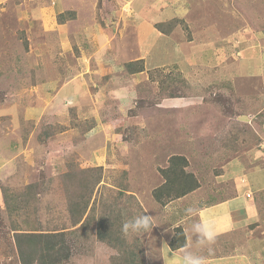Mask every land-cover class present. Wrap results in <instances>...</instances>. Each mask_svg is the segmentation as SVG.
I'll return each mask as SVG.
<instances>
[{
	"label": "rangeland",
	"instance_id": "374dc122",
	"mask_svg": "<svg viewBox=\"0 0 264 264\" xmlns=\"http://www.w3.org/2000/svg\"><path fill=\"white\" fill-rule=\"evenodd\" d=\"M56 1L0 0V128L19 130L26 142L35 137L37 146L7 181V196L38 185L37 195L18 199L29 201L24 211H0V264H20L14 227L26 230L25 222L45 231L70 227L64 182L69 166L103 168L91 216L98 218L102 209L115 205L122 210L119 227L138 214L155 218L149 233H122L130 242H143L144 264H183L182 252L162 255L164 242L182 227L195 244L192 225L220 215L219 205L233 191L238 196L243 180L254 208L264 213L263 0H61L57 14L41 11ZM60 11H74L60 38L68 46L59 45L57 27L51 30ZM171 20L168 30H176L183 45L152 34L156 23ZM192 39L197 42L190 44ZM114 47L124 49L116 60L114 52L107 55ZM137 55L154 70L144 83L138 75L124 76L121 68L126 61H137ZM224 58L225 64L220 63ZM183 78L186 83L179 81ZM161 85L170 92L166 97L176 98L159 100L164 97ZM78 93L84 99L79 103ZM172 103L193 108L172 111L169 117L157 107ZM244 104L248 106L242 110ZM50 126L54 136L40 144L38 135ZM174 155L187 159L186 171L200 188L163 206L152 193L165 183L161 169ZM8 175L2 171L0 181ZM120 193L125 195L117 201ZM262 218L260 214L255 220L262 221L264 233ZM95 225L73 235L68 264H110L117 252L99 242ZM238 234L235 243L245 249V234ZM225 243L216 241L210 253ZM206 259L210 264H241L212 255ZM258 261L264 264V257Z\"/></svg>",
	"mask_w": 264,
	"mask_h": 264
},
{
	"label": "trees",
	"instance_id": "16d2710c",
	"mask_svg": "<svg viewBox=\"0 0 264 264\" xmlns=\"http://www.w3.org/2000/svg\"><path fill=\"white\" fill-rule=\"evenodd\" d=\"M154 3L152 4L154 5ZM152 4H149L144 9H148ZM262 4H264V0ZM147 11L148 10H146V12ZM69 15H73L74 18V11L60 14L57 19L58 23L60 25L65 24L70 20L67 17ZM172 21L174 20L162 23L158 22L155 24V28L162 33H170L172 28L170 30H168V28L171 26L169 22ZM121 68L124 71V76H133L146 70L144 59L128 61L124 63ZM153 71L154 70H150L151 73ZM182 80L184 83L187 82L184 78L179 81L182 82ZM163 82L164 81H161L162 84ZM161 86V94H163L164 97L159 100L176 98L173 95L166 97L167 93L170 92L167 88L165 89L163 85ZM247 106L248 105L244 104V106L240 107H242V110H245ZM54 131L55 129L52 126L47 129L44 128L38 135V142L43 144L50 137L54 136ZM188 166L189 163L185 157L174 155L169 160V166L166 167V169H161V174L165 183L152 193L154 200L158 204L165 206L170 202L181 200L200 188V183L196 177L186 171ZM68 168V171L64 174V182L67 184V209L70 213V227L64 225L63 228L45 231L41 227L29 225V222H25V224L28 225V229L26 230L14 227V229H12L14 234L13 242L16 249V256L20 264H68L72 257L70 241L73 239V235L79 230L87 229L88 226L93 223L96 224V236L99 242L117 252L110 258V264H144L143 259L145 256H143V242L139 239L130 242L123 236L122 227H119L122 210L121 212L118 211L114 205L113 207L102 209L100 212L101 215L98 218L91 216V214L95 212L92 197L96 187L101 183L103 168L92 167L88 169H75L72 166ZM122 187L123 191L128 188L127 185H123ZM37 188V184L31 183L28 184L25 192L13 194L12 197H8L7 187L2 186L5 210H7L10 215L24 211L30 203L27 200L20 202L18 199H26L30 195H37ZM120 194L121 196L117 201H120L125 195V193ZM262 220H264V216ZM261 224L262 221H259L252 225L251 228L255 229ZM176 232L177 233L169 243L172 252H176L188 246L187 236L183 228L177 227ZM228 254L229 252L225 253V255ZM218 255L221 254H214L212 256L219 258ZM206 264L209 263L206 262Z\"/></svg>",
	"mask_w": 264,
	"mask_h": 264
},
{
	"label": "crops",
	"instance_id": "0c3cea01",
	"mask_svg": "<svg viewBox=\"0 0 264 264\" xmlns=\"http://www.w3.org/2000/svg\"><path fill=\"white\" fill-rule=\"evenodd\" d=\"M58 5H61L63 7V3L61 0H57L56 2L52 3V5L49 6V8L46 7L44 10L43 9L41 10L40 8L39 9L41 11H46V13L50 9L55 14H57L55 11H56V7ZM60 13H62V11H60ZM60 13H58V14H60ZM46 20H47L46 18H45V22L43 20L44 28H45ZM66 26H68V25L67 24H65L64 26L58 25L57 22H55V25L51 26V30H53V28L57 27V30L59 31V45H61V46L70 45V42H67V41L66 42L65 41L60 42V38L62 37V30ZM60 27H61V29H60ZM144 30H146V29H143L140 32L142 33ZM217 30H220V29L219 28L215 29V31H217ZM80 33H81V31H80ZM171 33L165 34V33L160 32L157 29H156V31L152 32V34H159L160 35L159 37H164V38H168L171 40H175V42L179 43V45H183V43L181 42V40H182L181 36L176 35V30L172 34ZM175 36L177 37L176 39H175ZM216 36L218 38H220L221 40L223 39V40H225V42H227V39L222 38L221 35H218L216 33ZM139 39H140V36H139L138 40ZM201 40H202V38L200 39V41ZM196 42H197L196 39L194 41L192 39L189 43L195 44ZM166 46H167V44H166ZM220 46H223V45H220ZM101 50H103V49H101ZM112 52L115 53L116 56L113 59L116 60L119 57L123 56L124 49H118L117 50V48L114 47L110 52L107 53V55H110ZM129 52L130 51L128 50V53ZM142 59H144V58H141V56L137 55V61L142 60ZM144 61H145V59H144ZM126 62H128V61H126ZM220 63L225 64V58L222 59ZM145 66H146V63H145ZM146 70H148L147 67H146ZM161 70H163V69H161ZM133 76H131L132 79H134ZM260 77H262V79L264 80V77L262 76V74ZM138 78H141L140 82L144 83V82H147L150 80V75L148 74L147 71H145V72L138 74ZM186 79H187V77H186ZM228 82L232 83L231 81H228ZM216 84L221 85L220 83H218V81ZM77 90H78V87H77ZM78 96H79V99L77 100L78 103H79V101H84V99L80 97L79 93H78ZM69 98H72V96ZM164 101H165V99H164ZM157 107L165 108L166 111L164 110L162 112H166V113L168 112L169 117L171 116L170 112H172V111L184 112V110L189 111V110H192V108H193V106L180 105L177 103H172L171 105H167L166 107L158 104ZM203 107L205 110H207V108H205V104L203 105ZM234 109H232V111ZM235 110H238V109H235ZM34 115L35 116H33V117H38V119L40 117H42L38 113H34ZM53 118H56V117H53ZM223 120L230 123V121L227 117H224ZM230 124L234 125V126L237 125V123H230ZM18 132H19V130H18ZM18 132H14V133L13 132H5L2 128H0V159H2V162H0V174L5 169L9 173L7 178H1L3 180L0 181V211L1 212L5 211V203H4L3 193H2V186H6L7 181H10L12 179V177L15 174H17L18 168H19L18 164L22 161V158H26V159L30 158L31 155L34 153V148L37 147V146H35V140H34L35 137L34 138L30 137L28 142H26L27 140L26 141L23 140L22 136H20L18 134ZM243 181H244L243 183H245V184H243V186H241V187H238V189L242 188V190L239 191L238 189H235L237 192L239 191L238 196H237V193L235 191H233L232 198L219 205L220 206V209H219L220 215H217L215 217L210 216V219H207L206 220L207 222L205 223V225L209 226L216 234V238H215L214 243L216 241H221L223 239L226 241V243L220 247H216L217 250L210 253L209 247L211 248V251L214 250V248H215L213 246L214 243L211 244L210 246H205V247H198L196 245V243L192 245L190 243V238H189L190 233H188L184 230L186 233L187 239H188V246L187 247L190 250L196 251L199 255H202L204 257L209 256V255H214V254H221V255H218L219 256L218 259H222V261H224V260H237V261H240L241 264H257L259 262L258 258H261L262 256L264 257V253H263V251H264V233H263V231H260L261 226L256 227L255 229L251 228L252 225H254L255 223H258L257 220H255L256 217L260 214L262 216H264V213H261L259 211V209L256 208V206H255V208H256V210H255V208H254L255 201H252V199L249 197V195H247V192L250 188L249 186H246L248 184L247 183L248 181L247 180L246 181L243 180ZM257 211H258V213H257ZM169 233H170V231H169ZM237 233H239L237 235L238 238L240 237V235L242 233L245 234L244 237L247 240V242L244 245L245 249H242L239 245H237V242L235 243V241H236L235 235ZM229 235L232 236V239L228 237ZM194 240H196V238ZM170 242L171 241L164 242L163 249H162V255H165V252H166V254L172 255L173 252L170 250V247H169ZM176 252L181 253L180 250H178ZM226 252H229V254L225 255ZM181 259H182V257H181ZM181 259H178V261H181ZM206 262L210 264V262L207 259H206ZM177 263H179V262H177Z\"/></svg>",
	"mask_w": 264,
	"mask_h": 264
},
{
	"label": "clouds",
	"instance_id": "9594fccd",
	"mask_svg": "<svg viewBox=\"0 0 264 264\" xmlns=\"http://www.w3.org/2000/svg\"><path fill=\"white\" fill-rule=\"evenodd\" d=\"M58 25L60 24L58 23ZM64 25L65 24H63V26ZM145 71H147L150 75V70ZM193 211L194 210L191 208L187 209L189 214L193 213ZM146 213L138 214L131 219L125 220L122 224V232L126 236L151 232L153 227L156 226L155 218L151 215H147ZM192 232L196 238L195 243L198 247L210 246L214 243L216 238L215 232L209 226L202 223H194L192 225ZM180 251L183 254V264H206V257L199 255L196 251H192L188 247L182 248ZM209 252H211L210 247Z\"/></svg>",
	"mask_w": 264,
	"mask_h": 264
}]
</instances>
